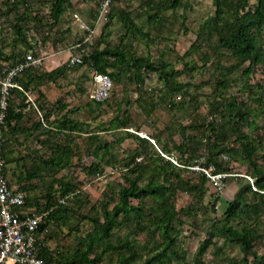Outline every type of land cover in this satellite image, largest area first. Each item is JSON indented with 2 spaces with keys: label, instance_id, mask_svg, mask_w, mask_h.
<instances>
[{
  "label": "rangeland",
  "instance_id": "1",
  "mask_svg": "<svg viewBox=\"0 0 264 264\" xmlns=\"http://www.w3.org/2000/svg\"><path fill=\"white\" fill-rule=\"evenodd\" d=\"M3 1L0 0V48L5 54L1 57L3 63L0 62V66L11 67L15 61L20 60L18 49L22 45H14L12 41L15 32L11 23L15 17L14 13L6 12ZM98 1L103 0H70V4L65 5L63 19L56 25L47 20L49 0L17 1L19 9L27 8L43 14L41 24L33 21L25 26L34 46L31 52L33 56L41 58V62L34 65L52 69L66 63L69 67L66 74L57 78L56 82L41 84L44 87L43 94L48 92L50 95L48 101L39 103V97L43 94L40 95L37 89L28 94L33 93L36 106L43 108L40 110L43 116L47 112V120L51 125L53 118L60 117L64 111L59 108L58 99L74 107L71 116L87 120L85 131L72 133L71 139L63 133L53 138L48 135L49 142L42 143L35 150L37 154L39 151V154L48 156L50 144L67 143L72 146L70 164L55 171L43 168L40 175L30 181L29 190L25 194L31 198L39 196L36 210L48 208L46 186L53 185L59 193L58 181L63 180L70 182L73 188L69 199L66 198L70 202L74 198L71 194L79 190L77 198L81 202L75 205L74 212L89 216L79 221L78 226L72 227V230L63 226L54 246L58 242L60 250L70 255L75 246L74 234L92 229L89 218L102 219V205L111 207L115 203L126 170L124 162L146 144L135 136L138 134L148 138L150 144L145 145V150L153 155L147 157L142 152V155L136 157L142 162L155 158L156 151L162 156L157 163L161 164L163 158L177 162L178 157L189 156L188 151L178 149V144L187 141L188 144L190 142L189 146L195 147L192 139L201 142L194 155L197 163L180 167L183 169L180 174L187 181L199 184L202 197L197 198L188 191L177 190L169 201L175 208L193 206L190 214L181 212L175 220L178 232L176 246L182 257L154 264L192 262L196 250L208 238L214 218L221 222L226 219L239 229L249 225L253 231V249L262 256L264 263V195L243 192L242 202L247 203L246 212L233 219L226 218L225 214L229 201L236 197L245 184L252 185L255 174L254 167L242 154L240 144L244 139L236 137L238 133L235 127L256 140L253 159L264 170V25L257 43L260 60L246 73L249 60L221 45L216 27L209 22L215 14L213 0H179L177 6L162 11H158L156 2L167 3L168 0H153L152 5L155 7L146 0H109L107 9L102 12ZM250 3L253 4L254 0H250ZM106 43L121 46L129 54L154 61L164 60L168 67L179 69L180 73L175 75V83L168 85L160 79L157 71L130 66L125 68L119 79L111 77L113 87L108 99L97 104L91 98L94 90L93 69L86 63L72 62L71 59L74 56L81 58L82 54ZM136 75L141 76L142 81L137 80ZM87 102L91 105H86ZM235 106L247 113V120H240L235 115ZM127 117L130 124L124 127L121 122ZM44 122L47 126L41 125L42 128H53L45 117ZM214 124L219 131L225 132L224 143L231 147L230 153L218 151L221 146L218 143L223 142L212 133L210 126ZM32 132L31 140L36 142L48 134L47 131L37 134V128H33ZM2 137L7 140L5 131ZM99 143L103 145L99 152H104L106 143L110 154H114L118 162L106 164L102 160L103 167L98 172L86 173L83 166L98 159L94 151L98 150ZM154 150L155 153H152ZM217 152H220L219 158L225 169L215 172L214 164L209 162L206 166L205 163ZM27 163L31 166L30 161ZM199 172L206 174L205 182H200ZM147 183L146 179L140 182L142 186ZM131 202L137 203L138 200L131 199ZM143 203L146 212L144 217L161 210L160 198L146 197ZM77 219L76 215L71 218L72 221ZM131 224L123 220L121 225L114 227L112 240L117 236H128L133 240L139 251L135 261L139 262L155 250L162 240L158 231L132 234ZM213 240L201 255L204 264H245L243 253L236 242L218 233L214 234ZM103 248L104 245H97L89 256H95ZM101 256L100 260L94 257V261L86 264H100L101 261L114 264L119 257L111 251Z\"/></svg>",
  "mask_w": 264,
  "mask_h": 264
},
{
  "label": "trees",
  "instance_id": "2",
  "mask_svg": "<svg viewBox=\"0 0 264 264\" xmlns=\"http://www.w3.org/2000/svg\"><path fill=\"white\" fill-rule=\"evenodd\" d=\"M17 1L18 0H4L3 2L5 3L6 12L8 14L14 13L15 21L11 23V25L15 34L12 37V41L14 45L17 43L22 45V48L18 49V56L21 57L19 61H23L26 53L32 51L31 49L34 48L30 36L25 31V26L33 21H35L36 24H41L43 14L39 11L32 12L30 9L28 10L26 6V9H19L17 7ZM49 1V11L46 15L47 20L52 25H56L61 19H63L65 5L70 4V0ZM110 1L112 2V0ZM152 1L153 0H146L149 5L153 4ZM98 3L100 5V1H98ZM178 3L179 0H168L167 3L163 1L156 2L158 5V11H162L169 7H175ZM213 4L215 6V14L210 17L209 22L216 27L219 42L221 45L232 49L236 54L249 60V64L245 70L246 73H249L252 70V66L260 60L257 55V43L261 36V28L264 25V0H254L253 4L250 3V0H213ZM152 6L155 7V5ZM14 45L12 46V49L14 48ZM4 54L5 52L0 48V62L2 63L3 61L1 57H3ZM80 59V63H86L93 69L92 78L94 73L97 72L108 74L110 77L117 80L122 76L125 68L128 69L130 66H136L138 68L143 67L146 70L157 71L160 75V79L163 80L164 83L166 82L168 85H172L175 83V75L180 73L179 69L168 67L167 62L164 60L154 61L144 56L129 54V52L121 46H111L108 43L102 47L92 48V50L82 54ZM16 63L17 61H15L12 66ZM68 69L69 67L66 63L57 65L52 69H46L40 65L31 64L24 66L22 70L13 77L16 85L10 87L11 92L8 97L4 116L5 126L2 131L3 133L5 130L7 136L6 143H2V155L4 158L3 170L8 184L11 187L24 191V193H26V190H29V184L32 178L40 175L39 172L43 168L58 170V168L70 164L72 160V146L67 143L50 144L48 156H44L41 153L39 154L38 151L36 157L31 158V166H29L27 163L29 161L26 158L27 156H12L11 145H13L16 136L18 137L21 133L27 136V130H33V128H37V134L47 131V136L42 140L40 139L37 141L39 145H42V143L47 144L49 142L48 135H51L53 138L57 134L63 133L66 138L71 139L72 133L85 131L87 120H81L77 117L71 116L70 114L73 113L74 107L68 106V102L63 103L61 99H58L57 103L59 108L64 111L60 117L53 118V128H50L51 130H46L41 127V125L47 126V123L44 122V117L46 118V121L50 123L47 120L48 116L46 111L44 112L45 116L41 114V111L38 112L40 113V116L32 123V125L25 126V124H23L24 114L28 111L25 109L26 105L29 103L28 92L37 89L39 90L40 95L43 94V91L40 88L41 84L44 82H56L57 78L64 76ZM136 77L137 80L140 79L142 81L141 76L136 75ZM108 97L103 100L108 99ZM91 98L97 104L103 102V100H96L93 97ZM39 103L41 104V101H39ZM86 105L89 106L91 103L87 102ZM34 109L39 111L43 108L36 106ZM234 109L235 115L240 120L248 119L247 113L242 108L235 106ZM129 124L128 117L124 118L121 122V125L124 127H128ZM210 129L212 133L223 142V144L218 143L221 145L218 151H227L230 153L231 147H229L226 142L224 143L225 132L219 131L215 124L210 126ZM234 129L238 133L236 137L244 139V142L240 144V148L243 156L249 161L250 165L254 167L255 174L252 185L250 183L245 184L236 197L229 201L225 214L226 218L231 219L239 217L241 213L246 212L245 205H247V203L242 202L244 193L252 192L258 195H264V170L261 169L253 159V149H255V143L257 142L251 138V136L242 132L239 127H235ZM182 132L184 133L183 130ZM28 134L29 136H32L33 132ZM135 136L146 142L145 145L150 144L148 138L139 136L138 134H135ZM156 139L159 141L158 137ZM191 141L195 147L189 146L190 142L188 144L187 141L178 144V149L188 151L189 156H186L185 158L178 157L177 159L179 160H177V162L163 158L161 164L157 163V160L162 159V156L158 154L156 150L152 152L155 153L156 151L155 158H150L143 162L136 159L138 155H142V152L147 157L153 156L145 150L146 146L144 144L142 149L131 154L129 160L123 164V167H125L126 170L123 173V182L120 184L117 191V200L111 207L107 204L102 205V219L94 217L89 218L92 223V229L87 230L86 232L79 231L74 234L75 246L70 255L63 253L60 250L58 242L57 246H54L56 240L59 238V232L65 225L70 227L71 230L72 227L76 228L79 221L87 219L89 216L74 212L76 211L75 205H80L81 201L77 198L79 196V190L77 191L78 194H71L74 196V198H72L73 202L68 200V197L73 190L70 182L59 180V193H57V189L54 188L53 185L49 187L46 186V207H48V212L44 221H42L36 229L37 240L42 244V250L40 252L44 260L52 264H86L87 262L94 261V257H96L97 260H100L102 257L101 255L106 251L116 252L119 255L117 262L114 264H154L156 262L169 260V258L182 257L176 246L178 232L176 230L175 220L179 218L178 215L181 212L190 214L192 211L191 207L193 206H188L187 208H175L169 204V201L170 196L176 193L177 190L188 191L197 196V198H201L203 195L199 184L187 181L180 174L183 170L180 167L185 168L187 165H194V163H197L194 155L199 147L198 144L201 142L193 139ZM102 146L103 145L99 143L98 150L94 151V156L98 159L83 166L86 173L93 174L98 172V170L103 167L102 160L105 161L106 164L118 162V158L114 154H110L106 143L104 144V152H101L102 150L99 152V148ZM220 152H217V155L212 156L207 163H205L206 166H208L209 162L214 164L216 168L214 170L215 172L225 169L219 158ZM151 159L155 160L150 162ZM12 162L16 163L19 167L20 171H17L18 174L16 173L17 167L14 171L10 169L9 164ZM18 163L20 164L18 165ZM199 177L201 183L205 182L207 179L204 172H199ZM145 179L148 183L145 186H142L140 182ZM38 197L39 196L34 195L31 198L26 195L24 207L26 205L35 206V209L30 211L36 210V205L39 206ZM146 197L161 199L162 204L159 213L150 214L149 216L144 217L146 212L145 203H143V201ZM131 199H136L138 202L132 203ZM73 215L78 217L77 221L71 220ZM123 220L132 223V234L142 232L155 233V231L160 233L162 242L155 250L149 252L147 256L139 262L135 261L137 255H139V251L137 245L133 244V240L129 239L128 236H117L115 240H112L114 227L121 225ZM70 223H72V226ZM152 224L154 225V228H152ZM210 225L212 230L208 232V238H205L202 241L195 252L192 262L189 264H204L203 260H201V255L205 252L208 245L214 242L213 236L215 233H218L228 240L234 241L238 244L239 249L243 253L245 264H264L262 256L253 249V231L249 225H244L239 229L235 227L234 224L229 223L226 219L221 222L215 218ZM154 236L155 234L152 235V237ZM97 245H104L103 251L90 257L89 254L94 252ZM248 256H250V258H248ZM100 264L113 263L109 261H101Z\"/></svg>",
  "mask_w": 264,
  "mask_h": 264
},
{
  "label": "built area",
  "instance_id": "3",
  "mask_svg": "<svg viewBox=\"0 0 264 264\" xmlns=\"http://www.w3.org/2000/svg\"><path fill=\"white\" fill-rule=\"evenodd\" d=\"M109 0L100 2L105 11ZM72 62L81 61L74 56ZM41 58L28 51L23 61L15 65L0 66V264H52L41 255V242L37 240L36 229L44 221L48 210L24 211L26 202L24 191L11 187L4 174V158L2 155V131L5 126V110L7 107L10 87L16 85L13 80L24 66L40 63ZM94 90L91 94L96 100L108 97L112 80L108 74L94 73Z\"/></svg>",
  "mask_w": 264,
  "mask_h": 264
},
{
  "label": "crops",
  "instance_id": "4",
  "mask_svg": "<svg viewBox=\"0 0 264 264\" xmlns=\"http://www.w3.org/2000/svg\"><path fill=\"white\" fill-rule=\"evenodd\" d=\"M41 90H44L43 85L40 86ZM33 92V91H31ZM31 98V100L29 101V103L26 105V108L28 111L24 114V119H23V124H25V126H30L32 125V123L37 120L40 116V110L38 112H36V110L34 109V107H36V103L34 102L35 100L33 99V93L30 95H28V100ZM40 101H45L48 99H50V95L48 94V92H44L43 95H41V97L39 98ZM39 100H37L38 102ZM5 131V130H4ZM32 129H29V131L27 130V136L24 135L23 133H21L20 135H18V137L16 136V139H14L15 141H13V145H11L12 148V156H16V157H20V156H27L26 158H28V160L31 162V158L36 157L37 153L35 152V150L37 148L40 147L39 143L36 141H32L31 136H29L28 133L32 132ZM4 133V132H3ZM6 143V138H3V144ZM20 163H18L19 165ZM10 169H12L13 171L16 168V173L18 174L17 171L19 170V167L17 166L16 163L12 162L9 164ZM35 209V206H30V205H26L24 207V211L28 210H32ZM42 250V249H41Z\"/></svg>",
  "mask_w": 264,
  "mask_h": 264
}]
</instances>
